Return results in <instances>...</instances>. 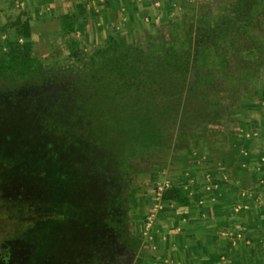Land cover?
I'll use <instances>...</instances> for the list:
<instances>
[{
    "label": "rangeland",
    "instance_id": "rangeland-1",
    "mask_svg": "<svg viewBox=\"0 0 264 264\" xmlns=\"http://www.w3.org/2000/svg\"><path fill=\"white\" fill-rule=\"evenodd\" d=\"M19 1L0 6V59L7 64L0 66V179L11 177L20 188L0 199V264H149L141 253L156 255L144 239L156 230L152 219L171 221L190 210L164 193L180 188L190 203L198 194L208 211L221 182H235L237 165L248 166L240 160L246 152L264 149V0H167L152 16L126 17L122 28L106 22L75 34L84 44L72 54L54 27L21 35L27 6ZM46 11L32 8L31 21L49 22ZM110 33L144 50L148 40L164 38L187 60L184 76L176 71L181 106L162 122L160 143L127 142L123 155L120 139L84 131L90 122L81 125L70 111L78 115L76 101L98 86L85 67ZM31 52L40 64L22 70L19 61ZM223 171L229 175L221 181ZM31 199L40 206L35 212ZM33 218L47 229L32 242ZM19 222L29 233L18 232ZM135 235L133 251L126 238Z\"/></svg>",
    "mask_w": 264,
    "mask_h": 264
},
{
    "label": "crops",
    "instance_id": "crops-1",
    "mask_svg": "<svg viewBox=\"0 0 264 264\" xmlns=\"http://www.w3.org/2000/svg\"><path fill=\"white\" fill-rule=\"evenodd\" d=\"M166 1L25 0L23 6H27L26 11L20 18H24L22 22L28 24L30 30L45 25L46 30L54 27L60 32V15L75 13L80 19L75 29L78 36L81 32L91 33L90 31L99 29L96 24H100L103 29L106 22H112L113 26L116 24V27L122 28L128 20L126 17L152 16ZM2 2L4 3V0H0V6ZM38 7L47 8L45 15L54 19L49 17V22H40L37 18L32 22L31 13L34 11L31 12V9ZM54 20L55 25H47L53 24ZM262 142L264 144V141ZM231 151L235 153L236 146L232 147ZM251 151L253 152H246V156L240 160L249 159V164L252 165L242 163L243 167H240L238 164L241 174L235 176V182L227 183L226 179L225 183L221 182L219 189L211 196L216 198L210 203L211 209L202 211L199 204L204 201L197 198L198 194H194L195 198L190 197L191 203L188 207L179 208L190 209L189 214L187 210L182 216H171V221L167 216H161L162 221L152 219L149 224L154 222L156 230L152 234L147 231L144 239L149 245L147 247H155L156 255L141 253L142 263L150 264L151 261H156L159 264H264V149ZM229 155L232 156L230 153L226 156ZM245 171L247 172L244 173ZM223 172L219 174L221 181L229 175L227 171ZM248 176L252 177V183H249ZM204 206L206 203L202 207ZM198 210L201 212L198 213Z\"/></svg>",
    "mask_w": 264,
    "mask_h": 264
},
{
    "label": "trees",
    "instance_id": "trees-1",
    "mask_svg": "<svg viewBox=\"0 0 264 264\" xmlns=\"http://www.w3.org/2000/svg\"><path fill=\"white\" fill-rule=\"evenodd\" d=\"M79 20L75 13L62 14L59 17L60 32L67 38L65 42L70 54L76 53L84 44L75 35ZM21 28V35L29 34L28 24L22 23ZM231 40L234 41V37ZM147 43V49L144 50L141 44L125 43L115 34H108L104 43L98 44L90 52L89 64L84 66L87 70H92V80L98 83V86L93 89L92 94L76 101L79 106L78 115L70 110L76 117L80 116L81 125L90 122L84 131L93 130L103 137L113 135V139H120V155H123V145L127 142L160 143L162 122L169 120V110H176V107L181 106L179 101L174 100L180 97V93H175L176 83L180 84L182 81L176 80V71L181 70V73L177 74L184 76L182 73L186 67L182 63H187L186 58L180 56L174 45L164 38L156 42L148 40ZM34 63L40 64L32 52L31 56L24 55L19 61L22 70L30 65L32 67ZM0 66H7L4 59H0ZM178 90L181 91L180 86ZM202 104L203 100L199 98L197 105ZM85 134L87 132L82 133L83 136ZM19 164L20 167L22 163ZM164 198L179 205L190 204L182 189L176 187L166 191ZM46 199L50 204H54L51 198ZM39 208L37 201L31 199V210L35 212ZM17 213L19 212L16 210L15 214ZM45 216L46 212H43L41 217ZM21 224L19 222L18 232L29 233ZM46 229L40 219H31V241H35L34 237L45 234ZM126 239L131 240L132 250L136 251L138 237L135 235L134 240Z\"/></svg>",
    "mask_w": 264,
    "mask_h": 264
},
{
    "label": "flooded vegetation",
    "instance_id": "flooded-vegetation-1",
    "mask_svg": "<svg viewBox=\"0 0 264 264\" xmlns=\"http://www.w3.org/2000/svg\"><path fill=\"white\" fill-rule=\"evenodd\" d=\"M14 179L9 177H1L0 179V199L5 197L6 194L14 195L17 191L20 190V188L16 185L11 183ZM9 195V197H10ZM2 200V199H1ZM12 259V256L10 260Z\"/></svg>",
    "mask_w": 264,
    "mask_h": 264
},
{
    "label": "built area",
    "instance_id": "built-area-1",
    "mask_svg": "<svg viewBox=\"0 0 264 264\" xmlns=\"http://www.w3.org/2000/svg\"><path fill=\"white\" fill-rule=\"evenodd\" d=\"M23 1H19L17 4H16V6H23Z\"/></svg>",
    "mask_w": 264,
    "mask_h": 264
}]
</instances>
